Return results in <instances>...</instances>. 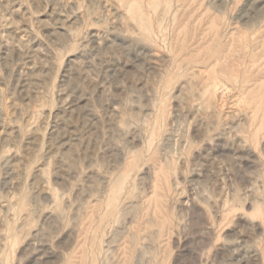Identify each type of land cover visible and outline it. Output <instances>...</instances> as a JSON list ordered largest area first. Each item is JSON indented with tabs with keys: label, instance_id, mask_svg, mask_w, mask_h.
Wrapping results in <instances>:
<instances>
[{
	"label": "rangeland",
	"instance_id": "1",
	"mask_svg": "<svg viewBox=\"0 0 264 264\" xmlns=\"http://www.w3.org/2000/svg\"><path fill=\"white\" fill-rule=\"evenodd\" d=\"M0 264H264V0H0Z\"/></svg>",
	"mask_w": 264,
	"mask_h": 264
}]
</instances>
